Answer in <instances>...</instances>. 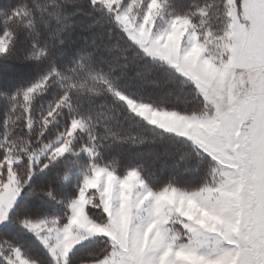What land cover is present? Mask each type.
I'll return each mask as SVG.
<instances>
[{
	"label": "snow or ice",
	"instance_id": "1",
	"mask_svg": "<svg viewBox=\"0 0 264 264\" xmlns=\"http://www.w3.org/2000/svg\"><path fill=\"white\" fill-rule=\"evenodd\" d=\"M0 264H264V0L0 3Z\"/></svg>",
	"mask_w": 264,
	"mask_h": 264
},
{
	"label": "trees",
	"instance_id": "2",
	"mask_svg": "<svg viewBox=\"0 0 264 264\" xmlns=\"http://www.w3.org/2000/svg\"><path fill=\"white\" fill-rule=\"evenodd\" d=\"M4 2V0H0V3ZM90 33L85 32L84 36H89ZM79 43L81 45H83V38L78 36L77 37ZM163 146H152V145H147V146H143L140 148L137 147H132V148H128L126 149V154H130L132 156H136L138 154L143 155L144 158V163L146 164L147 167L149 168H154V167H159L160 165H162L163 163H165L163 157L161 156V159L159 162H156L154 159V153L155 154H162L163 153ZM167 163H171V161H167ZM190 176H184L182 177V179H190Z\"/></svg>",
	"mask_w": 264,
	"mask_h": 264
}]
</instances>
